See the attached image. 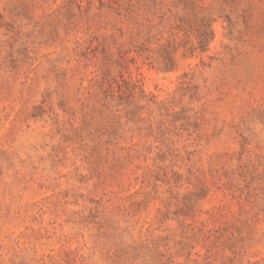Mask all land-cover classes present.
Wrapping results in <instances>:
<instances>
[{
  "label": "clouds",
  "instance_id": "1",
  "mask_svg": "<svg viewBox=\"0 0 264 264\" xmlns=\"http://www.w3.org/2000/svg\"><path fill=\"white\" fill-rule=\"evenodd\" d=\"M0 264H264V0H0Z\"/></svg>",
  "mask_w": 264,
  "mask_h": 264
}]
</instances>
